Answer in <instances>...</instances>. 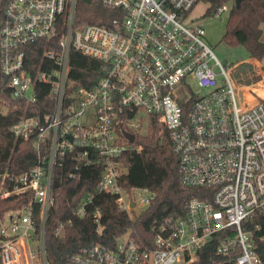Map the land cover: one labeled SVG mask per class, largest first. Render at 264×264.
I'll use <instances>...</instances> for the list:
<instances>
[{"label": "built area", "instance_id": "obj_1", "mask_svg": "<svg viewBox=\"0 0 264 264\" xmlns=\"http://www.w3.org/2000/svg\"><path fill=\"white\" fill-rule=\"evenodd\" d=\"M77 1L0 0V93L31 112L10 131L35 152L27 172L0 176V201L23 202L0 218V263L48 264L45 224L63 178L96 179L70 214L90 216L97 233L96 195L113 197L130 219L149 206L151 192L120 184V158L133 149L123 132L135 138L146 114L149 126L155 120L167 131L180 184L205 198L191 199L182 217L154 221L148 250L127 231L113 248L96 243L71 262L201 264L213 250L233 264H264V104L238 103L230 74L202 40V21L192 18L200 3L201 17L228 15L233 0H90L109 13L104 24L78 21ZM72 51L102 63L94 85L70 80ZM20 109L0 101L1 114Z\"/></svg>", "mask_w": 264, "mask_h": 264}, {"label": "trees", "instance_id": "obj_2", "mask_svg": "<svg viewBox=\"0 0 264 264\" xmlns=\"http://www.w3.org/2000/svg\"><path fill=\"white\" fill-rule=\"evenodd\" d=\"M222 2L224 0H215L214 6ZM104 16H109V13L92 4L90 0L77 1L78 21L104 24L102 19ZM209 16L212 17L211 14ZM263 27L264 0H243L239 8L233 5L230 9L221 42L230 46L240 45L250 59L261 62L264 55V42L261 40ZM40 49L42 50V47ZM70 66V80L82 87L94 85L103 72L101 62L76 51L70 53ZM262 70L264 71V64ZM233 74L238 83L245 86L259 79L254 74L252 65L248 63L238 64ZM256 91L264 97V80ZM44 100V95L38 96V104ZM0 101L9 103L10 107L14 104H20L22 107L20 110H10L7 114L0 113V176L4 173L13 175L27 172L35 164L32 143L15 139L10 128L19 117L29 115L31 112L29 109L24 110V102L12 101L5 93H0ZM132 147V150L120 158L125 169L120 184L127 191L133 188L148 190L154 195L153 201L138 216L130 219L125 212L117 208L113 197L96 195L94 205L100 209L102 215L101 230L97 233V226L93 224L90 216L78 219L70 214L72 207L83 196L94 191L96 179L63 178L58 188L54 190V206L45 224L48 264H73L71 258L74 254L96 243L113 248L116 239L127 231L141 249L148 250L153 247L150 228L154 221L162 222L182 217L186 204L191 199L205 198L203 190L180 184L178 158L172 150L167 131L155 120H152L146 134L135 136ZM21 204L23 202L17 198L0 201V218L7 211L19 209ZM69 219L71 223H67ZM59 225L63 226L62 232L57 231ZM201 264L233 263L229 259L215 256L213 250H210Z\"/></svg>", "mask_w": 264, "mask_h": 264}, {"label": "rangeland", "instance_id": "obj_3", "mask_svg": "<svg viewBox=\"0 0 264 264\" xmlns=\"http://www.w3.org/2000/svg\"><path fill=\"white\" fill-rule=\"evenodd\" d=\"M227 3L231 5L232 0H227ZM205 9H206L205 3L198 4V6H196L192 12V18L195 21H202L200 25V27L204 31V34L202 35V40L212 50L213 54L222 63V65L226 64V66L224 65L223 66L230 74V78L232 79V82L235 86L238 103L242 104L244 100H246L247 102L249 100L250 101L253 100L252 104H255L257 102L263 103L264 97L260 96L256 91V89L260 87L262 82L261 74L264 75V73L258 71V68L255 69V66H252L254 70V74L260 77V80L258 79L255 83H252L247 86L238 83L237 79L234 77L233 74L236 68L235 65L245 61L248 58L247 52L240 45L230 46L221 42V37L223 36L225 31L228 15L226 13H223L222 15L217 17H201ZM259 63L261 64L262 61ZM193 92L197 96H202L206 93V90L198 89L194 87ZM143 116H144V121L137 123L138 127L132 129V132H136L139 135L147 133L149 128L148 125L149 118L146 114H143ZM132 194L135 198L146 196V194L143 192H133ZM143 210H144L143 206L136 208L135 215H138ZM124 239L125 238H122V240Z\"/></svg>", "mask_w": 264, "mask_h": 264}, {"label": "crops", "instance_id": "obj_4", "mask_svg": "<svg viewBox=\"0 0 264 264\" xmlns=\"http://www.w3.org/2000/svg\"><path fill=\"white\" fill-rule=\"evenodd\" d=\"M261 40L264 42V27H263V34L261 36ZM241 63L251 64L252 66H255V69L258 68V71L264 73V71L261 70L262 69V64H264V55H263V59H262V63L261 64L259 62L255 61V60H253V59H250L249 57L245 61H243ZM241 63H238V64H241ZM238 64H236L235 66H237ZM261 79L264 80V75H262V74H261ZM259 80H260V77H259ZM248 102H249V104H252L253 100L252 101L249 100Z\"/></svg>", "mask_w": 264, "mask_h": 264}, {"label": "water", "instance_id": "obj_5", "mask_svg": "<svg viewBox=\"0 0 264 264\" xmlns=\"http://www.w3.org/2000/svg\"><path fill=\"white\" fill-rule=\"evenodd\" d=\"M242 1H243V0H233L234 7H235V8H239L240 3H241ZM123 136L125 137V139H126L129 143H133V141H134V135H133V134L128 133V132H123ZM57 187H58V183H57V182H54V188H57ZM131 207H133V204H131Z\"/></svg>", "mask_w": 264, "mask_h": 264}]
</instances>
